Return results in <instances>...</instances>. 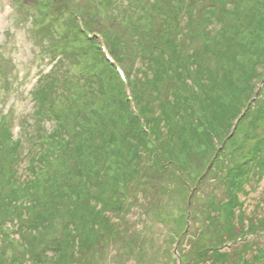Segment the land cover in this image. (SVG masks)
I'll return each instance as SVG.
<instances>
[{"label":"rangeland","instance_id":"rangeland-1","mask_svg":"<svg viewBox=\"0 0 264 264\" xmlns=\"http://www.w3.org/2000/svg\"><path fill=\"white\" fill-rule=\"evenodd\" d=\"M226 1L214 6L210 0H112L116 5L107 0H0V66L9 71L0 81V124L5 121L19 139L14 167L19 182L25 183L10 199L0 174V264H202L201 249L212 234L200 237L198 228L205 214L219 209L209 198H230V177L226 181L224 176L252 151L259 159L247 165H252L248 173L230 172L238 176L239 187L232 191L241 204L234 219L252 248L239 258L233 253L203 264H264V102L245 107L254 109L232 127L230 142L222 147L216 143L214 155L211 145L183 133L191 119L172 41L177 14L187 4L196 16L191 28L211 30L223 48L215 55L201 49L200 40L191 46L207 84L201 96L215 123L223 124L226 117L225 124H231L232 110L246 104L252 92L264 97V58L257 54L258 41H264V0ZM42 7L45 24L33 20ZM72 14L79 15V24L93 36L103 33L106 46L120 59L119 73L144 82V90L155 99L150 117L158 122L163 114L173 118L166 133L175 141L174 157L187 167V195L179 181L155 170L143 185L148 174L139 165L147 160L132 145L140 139L139 128L127 116L114 72L77 32ZM55 54L60 58L52 68ZM48 71L52 76L44 81L56 87V98L50 92L35 102L32 93L45 87L37 78ZM114 122L118 124L112 129ZM61 124L71 136L69 143L58 146L49 135H65ZM219 154L223 160L216 164ZM169 184L175 187L171 193L165 188ZM190 197L194 216L187 224ZM5 227L13 229L12 240Z\"/></svg>","mask_w":264,"mask_h":264},{"label":"trees","instance_id":"trees-1","mask_svg":"<svg viewBox=\"0 0 264 264\" xmlns=\"http://www.w3.org/2000/svg\"><path fill=\"white\" fill-rule=\"evenodd\" d=\"M107 1L113 3L112 0ZM210 3L214 6L220 4L225 5L227 1L210 0ZM113 4L116 5L115 2ZM38 11V15H33V20L41 19L40 23H43L42 19H44L46 16L45 8L42 7ZM78 16V14L70 15V18L73 21V26L77 29V32L84 37L85 41L92 44V47L99 53V56L103 59V62L114 72L120 85L121 92L124 96L127 116L133 122H135L139 128L138 136L140 137V139L136 142L134 141L132 145L136 146L137 151L141 152V156L144 157L143 159L147 160L144 166L139 165L143 169V172H146L148 174L147 176H145V178L143 177V179H145L143 185L145 186L150 183V171L155 170L156 174L165 175L168 178L170 177V179L173 181H175V179L179 181L182 184V191L187 195V191H189L191 187V180L187 171V167L179 158L174 157L173 151L175 149V141L166 133L169 127V123L173 118H171L169 115L163 114L159 118L158 122V120H156L155 118L150 117L149 108L153 106L155 99L144 90V82L139 81L138 77L134 75L133 77H130L128 74L122 76L117 71V67L120 64V59L106 46L103 33L100 32L94 34L93 36V33L88 31L87 26L79 24ZM195 18L196 16L195 13H193L192 9L189 10L188 4L185 5V7H183L177 14V18L175 19L177 23V34L175 40L172 41V47L174 48L173 55L178 62L179 69H181L180 78L185 90V105L188 110V113L186 115L191 119L190 125H184L183 133L187 136H194L195 138H197L200 142L199 144L205 143L211 145V155H214L217 142L222 146V142L227 140L228 142H230L235 137L234 135L230 137L232 127L236 124V122H241L242 114L243 116L247 115L249 112L251 114L254 107L246 111L251 102L255 100V104L260 103L261 101L264 102V97H258L257 99H255L253 95L254 92H252V96H250V99L248 101L246 100V104L244 102V104L242 106H239L236 111L232 110L233 117L231 120V124H225L227 122L226 117L221 120L223 124L218 123L217 125L215 123L210 108L207 106V103L204 102L203 96H201L204 91H207V84L203 80V71V75L199 73V68L195 61L196 55H193V53L191 52V46L194 41L199 42L200 40L201 49L215 55L222 53L223 48L218 42V36L212 34L211 30L196 32L195 29L191 28L192 22ZM261 22H263V20H261ZM83 32H85V34ZM98 38H101L102 43L112 61H110L104 53L102 44L101 42H99ZM108 40L111 42L112 46H115L110 35L108 36ZM172 42L170 41L169 43ZM257 45L258 51H260V53L257 52V54L262 56L261 58H264V41H258ZM51 49L56 50L55 47H52ZM224 52L225 53H223V55L228 56L229 53L227 51ZM56 58H60V56L56 54L54 55L53 62L55 63L52 64V68L56 67L58 63L56 62ZM120 58H124L123 52L120 53ZM1 63L2 61L0 60V65ZM221 66V73L226 74L228 70H223L224 68H226V66L224 64H221ZM207 69L209 70V74H211L209 66H207ZM140 72H142V69H140ZM8 73L9 71L6 68L0 66V79L1 77H6ZM50 75L51 72L48 71L47 73L42 74L37 78V82L44 84L45 87L38 89L32 93L35 102L44 99V97H46V95H49L50 92H52L53 97L56 98V87H53L49 85L48 82L44 81L51 78L52 75ZM261 79L262 81L264 80V73L262 74ZM0 81L3 82L2 79ZM130 83H132L133 86L129 88ZM248 89L250 90L251 87H249ZM128 93H131V96H127ZM228 102L229 101H227L226 103ZM41 107L46 109L47 112L55 114V110L50 105L47 106V108H45L44 105ZM239 110L240 114H238ZM260 112L264 117V110ZM40 113L41 111L39 110L36 114L38 115ZM216 117L218 118V114H216ZM5 123V121H2L0 124V174L1 178L4 180V182H7L8 188L10 189V199H14L19 191H23L25 189V183L23 184L22 182H19L17 172L14 167L19 158L18 153L20 149V142L19 139H15L11 132H9V130L6 128ZM117 124L118 122H114V124H112V129ZM60 127L64 129L63 132L65 133V135L59 137L60 132L58 131H55L53 134L51 133L49 135V137L53 135V141H55L58 146L63 145V143L66 141L67 143H69V137L71 136V132L66 126L61 124ZM104 129L107 132L111 133L112 129L109 123L104 124ZM43 142L49 143L47 139H44ZM262 150H264V146L262 147ZM221 155L222 154L218 155L216 164L218 161H220ZM258 156L259 155L257 154V151H252L250 153V157L241 159L238 165H230L228 173L226 171L227 174H225L224 176L226 181L229 177L231 178V180H229L230 178L228 179V181L231 182V186H228V189L226 191V193L230 194V198L228 200H226L225 202H219L216 195L209 198V202L212 205H214L213 203L219 204L216 205L219 207V209L214 212L209 211L208 214H205L204 221H202L200 227L198 228L201 234L200 237L212 234V237H210L208 240L207 247L201 249L200 257L203 259V263L219 262L220 258H225L226 255L233 253L236 257L239 258L241 256H244L245 253L251 250L252 247L249 244V240L247 239L248 235L245 234L243 230H239V226L234 219L235 212L239 207L240 202L237 198V192L232 190H234V185L238 188L239 183L238 176H233V174L230 172L240 170L242 172L248 173L252 165L246 168L247 165H249L251 162H254V164L258 163V161H256L259 159ZM43 161L45 165L48 163L46 157H43ZM261 165H264V156L261 160ZM33 179L36 180V178ZM224 181L225 180L221 182ZM31 187L34 188L35 186L31 185ZM165 188L170 193L175 190V187L171 184H169V186L165 185ZM0 193H2V190L0 191ZM194 202L192 200L191 207H189L188 201L187 208L185 207V220L187 224L188 222H190V220L193 219L194 216L192 211V209H194ZM20 203L21 202H19V204ZM73 232V229L69 228L67 230V235L71 236L73 235ZM12 233V228L5 227V234L9 235V238L10 234ZM187 235V230L183 231L181 238L183 239ZM200 237L198 236V238ZM10 239L12 240V238ZM183 259V254H181V262L183 261Z\"/></svg>","mask_w":264,"mask_h":264},{"label":"water","instance_id":"water-1","mask_svg":"<svg viewBox=\"0 0 264 264\" xmlns=\"http://www.w3.org/2000/svg\"><path fill=\"white\" fill-rule=\"evenodd\" d=\"M258 95H259V92L257 93V95H256V97L255 98H257L258 97ZM217 153H218V151H217ZM212 161H214V160H212ZM211 167V166H210ZM209 167V168H210ZM190 205H191V197H190V199H189V207H190Z\"/></svg>","mask_w":264,"mask_h":264}]
</instances>
